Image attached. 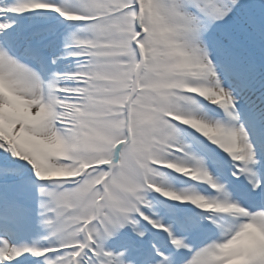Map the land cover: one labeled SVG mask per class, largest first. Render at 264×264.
<instances>
[{"label": "snow or ice", "instance_id": "1", "mask_svg": "<svg viewBox=\"0 0 264 264\" xmlns=\"http://www.w3.org/2000/svg\"><path fill=\"white\" fill-rule=\"evenodd\" d=\"M0 264H264V0H0Z\"/></svg>", "mask_w": 264, "mask_h": 264}]
</instances>
